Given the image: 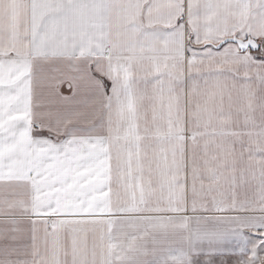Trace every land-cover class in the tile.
<instances>
[{
	"label": "snow or ice",
	"instance_id": "snow-or-ice-1",
	"mask_svg": "<svg viewBox=\"0 0 264 264\" xmlns=\"http://www.w3.org/2000/svg\"><path fill=\"white\" fill-rule=\"evenodd\" d=\"M0 264H264V0H0Z\"/></svg>",
	"mask_w": 264,
	"mask_h": 264
}]
</instances>
